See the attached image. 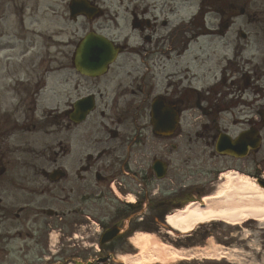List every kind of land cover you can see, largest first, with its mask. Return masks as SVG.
I'll list each match as a JSON object with an SVG mask.
<instances>
[{
	"label": "flooded vegetation",
	"instance_id": "1",
	"mask_svg": "<svg viewBox=\"0 0 264 264\" xmlns=\"http://www.w3.org/2000/svg\"><path fill=\"white\" fill-rule=\"evenodd\" d=\"M225 1L221 15L227 20L220 24L231 26L230 20L240 9L237 11L232 0ZM131 14V27L125 26V35L113 37L121 46L120 55L125 53L128 58L116 60L105 75L97 77L81 75L72 66L73 74L61 83L63 89L68 86L63 90L68 95L67 108L52 109L39 121L33 97L28 115L16 128L41 129L53 136L52 140L39 141L40 153L12 156L11 140L0 136V223L15 220L26 225L24 232L0 237L8 240L20 235L24 254L41 259L33 264H43L45 259L52 260L51 264L113 261L120 239H125L122 226L129 219L137 216L142 225L146 221L164 224L167 213L190 195L206 193V188L195 183L198 178L192 179V154L200 152L206 157L199 167L203 174L211 170L215 177L230 167L247 171L255 160L259 167L256 155L262 144L241 158L218 151V146L227 145L220 136L232 138L233 143L252 129L260 133L263 143L264 104L254 106L244 99L250 93L264 94V87L254 88L257 83L264 84V63H245V48L226 44L223 47L232 48L233 54H224L219 61L222 76L207 87L200 86L198 80L211 54L190 46L203 33L178 28L165 32L167 22H159L148 6L135 5ZM98 22L92 19L90 23ZM100 29H105L104 22ZM87 96L93 97L94 109L84 121L76 122L72 119L76 105ZM236 111L245 115L244 128L237 133L231 126L234 118L225 117L236 116ZM26 148L33 150L30 144ZM222 151L243 154L239 148ZM129 194L135 195V206L121 201ZM94 210L103 213L95 219L102 228L96 245L104 247L102 234H117L105 250L97 247L92 255L95 243L88 239L95 236ZM135 228L130 226L128 234ZM50 229L58 230L61 236L53 255H49L53 250L48 246Z\"/></svg>",
	"mask_w": 264,
	"mask_h": 264
},
{
	"label": "rangeland",
	"instance_id": "2",
	"mask_svg": "<svg viewBox=\"0 0 264 264\" xmlns=\"http://www.w3.org/2000/svg\"><path fill=\"white\" fill-rule=\"evenodd\" d=\"M219 1L98 0L99 6L106 12V15L98 23L91 24L84 17H80L77 21H73L70 18L68 7L70 0H0V136L11 140L10 155L26 157L24 149L26 148L25 143L27 141H49L52 140V137L51 135H45L43 132L37 131L23 133L16 131L15 128L11 130V133H15L11 136L10 130L5 125L7 122L4 119V115L6 113L11 114L12 116H9L11 121L17 122V125L21 127L29 113L28 109L32 105L34 85H40L45 79L50 84L56 79L57 81L61 80L60 82L64 78L69 79L74 72L71 68V57L75 44L90 27L107 34L111 38L117 34L121 36L120 33L124 36L125 31L128 30L125 26H130L131 12L135 5H138L139 8L150 7L157 15L159 22L166 21L165 32L173 31L175 28L180 30L190 28L191 24L189 25V23L200 11L198 18H194V22L198 20L194 27L198 28L197 32L202 31L206 35H200L191 44L190 49H204L211 54L204 65V74L198 80L200 86L204 85L207 87V85L214 83V81L222 76L221 69L218 68L220 65L219 61H221V58H224V54L227 56L233 54L232 48L227 49L223 47L226 44L243 46L245 48L243 53L245 63L248 60L254 65L264 63V0H233L237 3L238 7L248 4L247 13L248 15L252 14V21L249 20L247 15L231 19L230 21L233 24L224 36L217 33L221 30L220 22L227 20V17H222L221 15L223 1ZM103 22L105 29L102 30L100 27L103 26ZM240 31L246 33L245 39L240 37ZM216 46H220L219 52L214 51ZM125 58H128V55L123 53L118 60ZM133 58L144 59L142 56H132L131 59ZM223 64L225 65L226 61L221 62V65ZM209 67L210 71H207ZM49 70L54 73L46 74ZM67 87L66 85L65 89L62 86L58 88L59 96L61 97H58L59 101L57 102L52 98L50 99V96L45 92L39 94V103L35 113L38 121L46 111L57 108L61 111L67 108L68 95L66 92L63 93V90H67ZM262 87H264L263 83H257L254 86V88L259 90ZM260 94L259 92L258 95L250 93L244 100L253 102L254 106L256 104L260 106V104H264V94ZM48 107L51 109L48 110ZM235 114L236 116L234 117L230 114H226L225 117H231L232 120L234 118L235 124L233 123L231 126L235 130L234 132L237 133L244 128L243 119L245 115H242L238 111ZM196 131L193 130V133H196ZM198 154L200 156L192 154V161L189 163L194 166V173L192 174L195 177L192 179L198 178L197 182H199V185L204 186L210 191L209 193H212V189L215 187L209 184L208 180H205L207 178L203 174L204 170L202 167H199L202 161L206 160V157L200 152ZM256 159L257 163H259L258 169L263 173L264 141L262 143V151L256 155ZM237 164L240 165L241 163L237 162ZM252 165H256V160L252 161ZM255 168L256 166L252 168L248 167V170L250 171ZM220 182L222 181L219 180L218 184ZM171 188H174L173 184H171ZM2 194L4 195V193ZM18 197L21 200L20 196ZM93 213L94 219L103 214L102 211L96 212L95 210ZM136 218L137 216H134L125 222V225L123 223L122 229L124 232H122L121 236H124L125 239H120L119 246L121 247H117L115 250L119 256L131 253L138 255L139 251L132 246L130 239L140 232H149L157 234L164 242L173 244L178 248L206 247L209 241L213 240L216 244L233 249L237 248L242 256L239 259V264H264V225L259 224L257 220H250L245 225L238 226L228 225L223 222L208 223L196 227L189 234L184 235L175 232V235H172L168 233L171 231V228L166 225H158L157 223L147 221L142 225V223L137 222L138 219ZM129 225L138 228L134 229V233L128 234L130 230ZM25 227L19 225V222L15 220L3 221L0 223V234L4 238L6 234L14 235L17 230L24 232ZM51 232L52 229H50L49 233ZM19 236L8 240H1L0 238V264H33L41 260L37 257L36 259L30 258V254L29 256L24 254L21 250L24 242L21 239L22 237ZM96 237L92 236L87 239L96 244L98 243ZM88 245L86 247H89ZM105 247L106 245L102 249L104 248L103 250H105ZM95 249L92 248V255ZM112 264L120 263L118 260H115ZM173 264L233 263L226 260H193L191 262L184 261Z\"/></svg>",
	"mask_w": 264,
	"mask_h": 264
},
{
	"label": "bare ground",
	"instance_id": "3",
	"mask_svg": "<svg viewBox=\"0 0 264 264\" xmlns=\"http://www.w3.org/2000/svg\"><path fill=\"white\" fill-rule=\"evenodd\" d=\"M221 181L212 193L203 197L202 202H191L169 214L165 222L171 228L168 233L186 235L198 226L215 222L238 226L257 220L264 225V187L257 179L239 171H230L223 175ZM53 238L56 239L55 234ZM131 243L139 254L120 256V264H173L193 260H226L239 264L242 257L237 248L216 244L213 240L206 247L187 249L166 243L157 234L140 232L131 238Z\"/></svg>",
	"mask_w": 264,
	"mask_h": 264
},
{
	"label": "water",
	"instance_id": "4",
	"mask_svg": "<svg viewBox=\"0 0 264 264\" xmlns=\"http://www.w3.org/2000/svg\"><path fill=\"white\" fill-rule=\"evenodd\" d=\"M71 16L76 17L78 14H87L91 16L96 13L97 10L91 7L85 0H73L70 5ZM117 49L114 48L113 44L106 40L104 37L97 35L95 33H90L78 46L76 55L74 58V63L76 68L83 74L96 76L103 73L108 64L116 57ZM93 103L91 98L84 99L78 103L76 106L77 110V120H83L88 112L93 108ZM227 140V139H224ZM243 147H246L248 142L253 147L256 148L259 144V140L256 137V132L251 131L242 135L239 139ZM225 142V141H224ZM227 142V141H226ZM227 146L232 149H241L239 146H232L227 142ZM245 151V148L243 152ZM233 155H240L233 151H225ZM264 187V182L259 181ZM116 235V231L112 232L110 235H106L103 242L112 239Z\"/></svg>",
	"mask_w": 264,
	"mask_h": 264
}]
</instances>
